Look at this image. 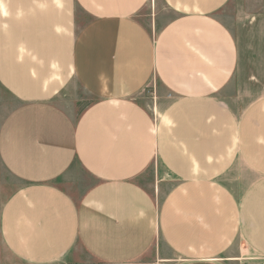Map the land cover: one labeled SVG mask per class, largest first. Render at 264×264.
Returning <instances> with one entry per match:
<instances>
[{
  "label": "crops",
  "instance_id": "1",
  "mask_svg": "<svg viewBox=\"0 0 264 264\" xmlns=\"http://www.w3.org/2000/svg\"><path fill=\"white\" fill-rule=\"evenodd\" d=\"M232 1L154 0L151 25L150 0H0V95L18 102L0 123L17 183L0 264L76 249L143 264L153 248L159 264H264V85L221 95L238 64L219 18ZM152 82L153 110L139 99ZM76 164L93 181L79 198L57 183ZM153 165L155 196L137 181Z\"/></svg>",
  "mask_w": 264,
  "mask_h": 264
},
{
  "label": "rangeland",
  "instance_id": "2",
  "mask_svg": "<svg viewBox=\"0 0 264 264\" xmlns=\"http://www.w3.org/2000/svg\"><path fill=\"white\" fill-rule=\"evenodd\" d=\"M152 4L154 6V0H150L144 11L138 16L139 20L147 24L151 23V25L154 23ZM167 15L166 12H159L158 20H156V30L153 29V31L159 30L162 22L167 19ZM219 18L234 37L238 48L236 72L228 86L221 92V95L224 98H231L239 91L245 92L252 88L251 91L255 96V92L261 91V83L264 85L261 75V72L264 71V0H233L219 13ZM247 85L249 88L246 89ZM161 92L162 89L158 86V83L152 82L140 95V102L146 106L150 105L153 110L156 96L161 95ZM89 103V100L78 103L77 114ZM17 105L16 100L5 99L4 96L0 95V123L7 112ZM161 176L162 173L159 168L157 170V167L153 165L137 181L155 196L157 178H161ZM57 183L70 191L76 198H79L93 181L76 164L73 165L69 177L63 180L60 179ZM16 186L17 183L10 178L0 164V205L5 200L8 192ZM162 252L158 254L153 248L142 260L143 264H159L160 257L164 255ZM73 254L75 259L69 258L67 264H94L79 249H76Z\"/></svg>",
  "mask_w": 264,
  "mask_h": 264
}]
</instances>
